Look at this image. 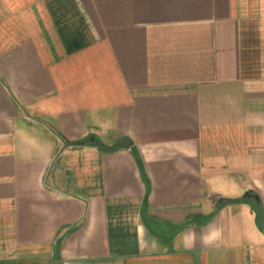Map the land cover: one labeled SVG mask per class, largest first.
Wrapping results in <instances>:
<instances>
[{
    "label": "crops",
    "instance_id": "0c3cea01",
    "mask_svg": "<svg viewBox=\"0 0 264 264\" xmlns=\"http://www.w3.org/2000/svg\"><path fill=\"white\" fill-rule=\"evenodd\" d=\"M0 264H264V0H0Z\"/></svg>",
    "mask_w": 264,
    "mask_h": 264
},
{
    "label": "trees",
    "instance_id": "16d2710c",
    "mask_svg": "<svg viewBox=\"0 0 264 264\" xmlns=\"http://www.w3.org/2000/svg\"><path fill=\"white\" fill-rule=\"evenodd\" d=\"M118 145H112V146H109V147H105V148H108V149H115L117 148ZM262 217V215H260V218Z\"/></svg>",
    "mask_w": 264,
    "mask_h": 264
}]
</instances>
